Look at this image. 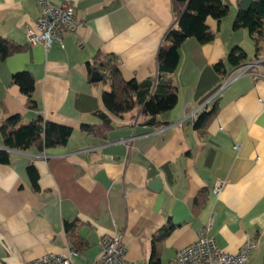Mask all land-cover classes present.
<instances>
[{
  "label": "crops",
  "instance_id": "obj_1",
  "mask_svg": "<svg viewBox=\"0 0 264 264\" xmlns=\"http://www.w3.org/2000/svg\"><path fill=\"white\" fill-rule=\"evenodd\" d=\"M48 1L58 7L66 0ZM72 1L80 25L45 50L25 39L39 17L35 0H0V41L21 47L0 57V125L11 116L28 124L40 115L72 129L63 147L9 150L8 163L0 164V264L70 250L78 252L73 264H93L99 240L115 234L129 264L153 257L170 264L201 234L229 254L249 237L255 244L249 264H264V70L219 92L233 68L225 62L224 73L214 69L234 48L244 51L245 63L264 55V42L257 52L246 29L232 28L239 0H221L228 13L220 23L206 19L215 35L210 43L181 44L172 75L176 104L153 121L138 107L108 113L101 96L109 83L92 82L86 64L111 56L125 81L154 78L157 53L174 25L171 0ZM18 72L34 80L36 109L12 83ZM213 106L207 125L196 129L195 120ZM217 181L223 188L214 196Z\"/></svg>",
  "mask_w": 264,
  "mask_h": 264
},
{
  "label": "trees",
  "instance_id": "obj_2",
  "mask_svg": "<svg viewBox=\"0 0 264 264\" xmlns=\"http://www.w3.org/2000/svg\"><path fill=\"white\" fill-rule=\"evenodd\" d=\"M171 8L174 17V25L164 36L157 57V71L154 78L137 82L125 81L117 68L116 60L111 56L97 58L92 63H87L86 68L91 75L98 72L103 82L109 83V90L101 96L105 110L120 116L135 108L140 109V114L148 119H155L161 113L170 111L176 104L177 94L172 75L179 65V48L189 39H195L198 44L204 45L214 39V34L206 26V19L212 18L220 23L228 13V6L221 0H171ZM232 28L234 30L244 28L255 44L256 51L260 49V43L264 42V0H253L251 6L245 11H239L234 18ZM21 47L10 45L6 41H0V57L16 53ZM246 61V54L240 48H234L224 62L214 66L217 72L224 73L225 62L233 69L241 66ZM12 83L19 87L20 92L27 98V108L36 109L37 104L32 93L34 80L28 72H18L12 76ZM216 111L215 106L207 112H203L195 120L194 127H205L209 119ZM103 119L107 115L96 112ZM81 130L90 133L93 127L82 125ZM4 149H0V164H7L9 160L8 150L25 151L36 147L40 152L63 147L72 134V129L45 121L38 115L28 124H22L18 115L11 116L0 125ZM32 180L33 189L37 186V173L33 167L27 169ZM71 224L65 223L67 231ZM150 264H159L156 258H152Z\"/></svg>",
  "mask_w": 264,
  "mask_h": 264
},
{
  "label": "built area",
  "instance_id": "obj_3",
  "mask_svg": "<svg viewBox=\"0 0 264 264\" xmlns=\"http://www.w3.org/2000/svg\"><path fill=\"white\" fill-rule=\"evenodd\" d=\"M35 2L40 7V12L33 26L26 28L25 39L28 46L41 45L47 50L52 43H61V33L65 30L74 31L80 25L72 0H66L58 7L52 6L48 0H35ZM260 70H264V55L255 57L225 75L219 92L245 75H257L256 72ZM198 112L199 110L192 111L189 116L195 118ZM222 188L223 181L215 182L211 188L212 194L218 196ZM210 228L211 223L201 232L205 233ZM98 244L100 254L93 264H129L125 257L126 249L121 235L103 236ZM254 247V241L248 237L236 254H229L220 250L214 240L201 234L195 242L179 249L170 264H249L248 255ZM77 255L78 252L75 250H70L66 255L47 253L26 264H73L72 258Z\"/></svg>",
  "mask_w": 264,
  "mask_h": 264
},
{
  "label": "water",
  "instance_id": "obj_4",
  "mask_svg": "<svg viewBox=\"0 0 264 264\" xmlns=\"http://www.w3.org/2000/svg\"><path fill=\"white\" fill-rule=\"evenodd\" d=\"M252 2H253V0H239L238 6H239L240 11L245 12L251 6ZM101 80H102V77L100 76V74L98 72L92 73V76H91L92 82H99ZM151 121H153V119H151ZM156 182L157 181H155L154 185L156 184Z\"/></svg>",
  "mask_w": 264,
  "mask_h": 264
}]
</instances>
